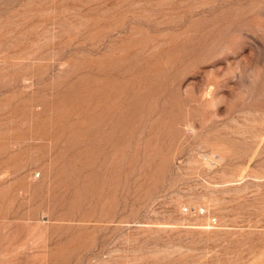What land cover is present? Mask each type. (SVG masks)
I'll use <instances>...</instances> for the list:
<instances>
[{
  "label": "rangeland",
  "instance_id": "374dc122",
  "mask_svg": "<svg viewBox=\"0 0 264 264\" xmlns=\"http://www.w3.org/2000/svg\"><path fill=\"white\" fill-rule=\"evenodd\" d=\"M0 264H264V0H0Z\"/></svg>",
  "mask_w": 264,
  "mask_h": 264
},
{
  "label": "built area",
  "instance_id": "2783aa9c",
  "mask_svg": "<svg viewBox=\"0 0 264 264\" xmlns=\"http://www.w3.org/2000/svg\"><path fill=\"white\" fill-rule=\"evenodd\" d=\"M184 211L186 212H195L196 214H206L208 213V210L202 206V207H195L193 210L190 207H185ZM210 223L215 224L217 222V218L215 216H210L209 218Z\"/></svg>",
  "mask_w": 264,
  "mask_h": 264
}]
</instances>
